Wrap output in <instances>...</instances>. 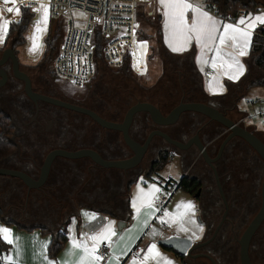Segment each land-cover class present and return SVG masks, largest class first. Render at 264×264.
<instances>
[{
    "label": "flooded vegetation",
    "instance_id": "flooded-vegetation-1",
    "mask_svg": "<svg viewBox=\"0 0 264 264\" xmlns=\"http://www.w3.org/2000/svg\"><path fill=\"white\" fill-rule=\"evenodd\" d=\"M6 49L14 51L11 46ZM6 49L0 52V59ZM15 54L18 57L17 53ZM20 68L22 70L21 65ZM2 69L8 73V80L0 87V99L7 100L17 92L18 84L22 82L13 77L10 60L2 66ZM39 83L42 84V82ZM91 86L93 85H89V87ZM89 87L86 88L83 95L64 98L50 91L41 90L44 88L33 89L39 94L89 110L102 119L117 124H121L128 110L137 104L128 107L127 111L126 109H123V111L115 109L114 106L107 104V97L96 93L99 91L97 84H95L96 89L93 91ZM14 99L18 101L14 103L10 115L16 124L14 139L18 144V151L5 162H1L0 168L21 171L37 181L41 176V168L47 156L54 150L68 152L92 150L107 161L128 160L134 157V152L126 145L121 132L102 128L84 113L45 102L36 105L26 95L21 100L17 96ZM181 102L188 103L192 101L190 98L186 99V93L184 92ZM195 122L194 114L185 113L177 124L162 128L155 126L148 114L138 113L133 118L129 134L140 145H143L149 135L158 129L181 143H187L196 133H199L202 141V135L204 134H201L203 131L201 128L214 123L210 122L208 118L202 117L200 123L202 127L198 129L199 125ZM225 134L227 133L225 132ZM225 134L215 136L214 129L208 134L209 143L204 144L202 141L207 146L208 152L211 145L217 143ZM203 138L205 140V135ZM162 142L166 144V147H163ZM165 151L171 152V158L177 153L186 157V161L199 154L195 146L187 151H181L162 138L155 137L150 142L142 162L128 170L105 169L98 166L90 158L76 160L56 158L51 166L46 183L40 188L29 189L19 179L0 177V199L4 205L7 203V206H10L9 218L13 221L18 222L16 219L22 218V222L30 219L40 224L41 222L37 221L42 220V218H49V216L57 218L62 215L60 228L79 210H96L115 214L121 211L123 203L125 204L123 201L127 199L131 186L151 171L153 163ZM211 151L213 152V150ZM199 159L203 161L200 154ZM261 162L257 153L240 138L232 139L226 146L222 157L215 165L229 203V212L216 239L196 253L211 256L217 264H232L235 262L234 246L232 247L230 244L232 241H238L237 231L244 223L245 212L248 210L251 212L256 206V190L260 185V174H262ZM203 164L207 169L204 175L198 174L197 168H192L193 171L188 173L187 176L201 180L203 183V187L200 189L201 196L206 190L213 192L212 186H209V184H212L215 186L216 194L220 197L215 180L210 181L207 177L213 173L212 170L204 161ZM207 180L209 181L207 182ZM115 196H120L124 200L116 204H110L109 200ZM213 196L215 197V194ZM27 210L28 212H26ZM224 211L225 208L220 216L219 223L222 220ZM206 225L209 228V221ZM250 256L254 263L264 264V223L252 240Z\"/></svg>",
    "mask_w": 264,
    "mask_h": 264
},
{
    "label": "trees",
    "instance_id": "trees-1",
    "mask_svg": "<svg viewBox=\"0 0 264 264\" xmlns=\"http://www.w3.org/2000/svg\"><path fill=\"white\" fill-rule=\"evenodd\" d=\"M203 4L206 6V8H208L211 11H213L212 7L216 5L217 8L213 12L217 16L225 20L235 22L242 13L255 12L257 9L264 6V0H248L246 3L243 2L242 0H204ZM32 18H33V14L25 11L23 12L19 23L10 24L8 35L6 38V44H9L14 49L15 53L18 52L17 47L25 43V32ZM146 22L151 27H153L156 32L155 37L153 36L150 37V39L154 40V54L156 56H159V58H164L163 59L164 62L172 60L173 63H171V66L176 65L177 67L182 69L185 73H187L186 71L187 68H190V71L193 73V77L191 80V82H193V86L190 87L189 91L187 90V86L186 85L184 86L182 83L183 78L185 79L187 75L181 73L182 71L177 73V75L179 74V81H180L178 92L181 93V96L177 103H175V98L177 97V95L174 93L168 100L160 103L154 102V105L158 107L164 115H167L176 106L180 104L183 93L185 92L186 99L190 98L192 102L206 103L209 105H213L214 107H217L221 111H226L227 116L231 120H233L236 123H239L241 126L246 127L243 121L242 122L240 121L242 118H244L245 113L239 110L238 103L242 98L246 96L248 91L251 90L252 88L264 87V80L254 79L250 81L249 79L247 80L246 77L241 82V84L247 82L246 85H242L244 86L243 89L239 87L230 88L228 90V93L222 97H210L204 91L202 75L198 72L195 66L194 55L192 53H188L185 55L176 56L168 52V50L164 47L162 41L161 19L159 17H156L155 19L147 18ZM63 24H64L63 18L50 19L47 36L45 38V44H46L45 52L41 61H39V63L36 65H29L28 68L30 71L22 69L30 76L33 83V88H35L36 90L37 89L39 90V88H44L43 84H48L45 79L46 77H50L52 81H53L52 78L57 77L53 66L57 56L60 53V48L65 35V27ZM143 35H142V39L147 40L148 38H145ZM105 43L106 40L101 35V32L96 31L94 37V65H95L94 76L92 80L83 87V89L89 87V85H92L93 80L100 72H104L106 70L108 71L109 69L112 70V68L107 66L104 60L103 46ZM249 56L253 60L254 66L264 75V25L257 27V29L255 30V33L252 37ZM125 65L127 66L126 73H125ZM113 70H116L125 76L144 75V74L142 75L137 74L133 71L128 57H126L124 67ZM39 82H42V84H40ZM36 85H39V87H37ZM90 88L93 91V86L89 87V89ZM116 96L118 98L123 97V100L122 98H120V102H119L120 105L119 109L120 110L122 109L121 111H123V109H126L127 111L129 109L128 107L138 102L148 101L143 99L141 96H137L136 94L129 92L126 94H119ZM194 115L196 119L195 124L199 125L198 129H200L202 127L200 126V123L202 122L203 116L199 114H194ZM213 123L214 124L201 128L203 130V131L201 130L202 131L201 134L205 135V140L203 138L204 135H202V139H203L202 141L204 142V144L209 143L210 139L208 137V134H210L213 129L215 130V136H219L223 133L225 134V132L229 134L227 129L223 127L221 124L216 122ZM248 129L252 130L251 128ZM15 134H16V124L13 120V117L10 115V112L4 110L0 104V163L5 162L9 158H11L14 154L17 153L18 144L14 139ZM227 134H225L220 139L219 143L217 142L211 145L209 151L211 156L215 157L219 149V146L221 145ZM258 136L264 142L263 136L261 135ZM211 150H213V152ZM170 153H171L170 151H165L159 155L158 159L153 163L151 171L145 176L148 181H152L156 176H159V172L162 171L171 160ZM202 187H203V183L201 182V180L186 175L180 181L178 190H181L187 193L188 195L194 197ZM0 202H2L1 199ZM123 202H125V204L123 203V207L120 212L129 208L128 198ZM108 214H112V213H108ZM0 215L2 220H6L3 213H0ZM71 218L72 217H70L68 220L70 221ZM9 222L12 221L9 220ZM66 225L67 222H65L64 225L59 230H57L53 235V239L50 245L48 246V256L50 258H56V256L62 251L66 242L68 241V236L65 228ZM28 229H33V227H28ZM43 233L49 234L51 233V231L45 227L43 228ZM9 246H10L9 244L0 241V254L8 251ZM171 251L174 252L178 258L181 259L183 264H189L188 257L180 256L175 251L173 250Z\"/></svg>",
    "mask_w": 264,
    "mask_h": 264
},
{
    "label": "crops",
    "instance_id": "crops-1",
    "mask_svg": "<svg viewBox=\"0 0 264 264\" xmlns=\"http://www.w3.org/2000/svg\"><path fill=\"white\" fill-rule=\"evenodd\" d=\"M203 1L204 0H188V2L191 3L193 6H197V5L201 6V9L203 11H207L209 15H211L213 18L217 19L221 23H236L238 19L242 16L245 18H248L249 15L254 17L257 14H264V6H262L259 9H257L255 12L242 13L235 22H231V21L225 20L217 16L213 11L206 8V6L203 4ZM242 1L245 2L246 0H242ZM151 8L155 12L154 19L156 17H159L161 19L162 41H163L164 47L168 50V52L176 56L185 55L188 53H192L194 55L195 66L198 72L202 75L203 88H204L205 93L208 96L222 97L228 93V90L230 88L239 87L243 89L244 86L242 85H246L247 82H244L243 84H241V82L246 77H247V80L249 79L250 81L254 80L253 76L257 77L258 75H259L258 77L263 76V79H264V75L254 66L253 60L249 56L250 49L246 56L240 57V61L244 65L245 71L243 75H241L238 79L236 80L229 79L228 76L224 74V70H222L219 66L216 69H214L215 70L214 76L211 78H208L207 71L208 69H213L211 67V59L215 55V52L205 50L202 53L201 49L197 46L195 39L192 40V42L188 45L187 49L180 51V52H173L169 48L168 43L166 42L164 17L162 15L163 9L161 8L159 4V0H156L155 4L152 5ZM192 15L193 13L191 10H189L185 14L186 20L189 24L191 23ZM9 18L10 17H8L7 19ZM259 26L261 25H257V27ZM257 27L253 30V35ZM150 28H153V27H150ZM34 29L35 27H32L29 31V47H30V37L32 36L34 32ZM222 30L223 29L221 28L220 31ZM150 37H152L151 34H150ZM152 40L153 39H150L149 41H146V44H144L145 47L143 49L146 53H147V50L149 52L152 46V43H151ZM41 49L42 47L40 48V50L33 52V54L29 52V54L25 55L26 58L31 57L30 59L32 60L31 61L32 64H37L33 61L35 60L34 58H36L39 55ZM223 50L225 52L232 51L230 46L225 47ZM201 56L207 59L208 61L207 64L201 61L200 59ZM217 81H218V84H217ZM247 95L248 96H246L245 98V104H246L247 109L240 107L241 103L240 102L238 103L239 110L245 113L244 118H242L240 121L241 122L243 121L246 127L253 129V131L256 134H259L264 137V127L258 126L257 123L256 124L254 123L255 120H253L255 118L253 116H256L257 118H260L261 122L264 123V120L262 119V116L264 115V87L252 88L251 90L248 91ZM254 100H260L261 104H258L254 108H252L247 104V102L254 101ZM246 110H248V112H246ZM180 157L182 158V164H183V174L181 177H183L184 175H187L188 173H191L193 171L192 166L194 162L197 163L199 162L200 159H199V154H196L193 158L189 159L190 162L193 160V162L190 164L189 161H186L185 159L186 157H183V156H180ZM198 166L199 167H197V171H198L197 173L200 175H204L205 170H207L205 165H203L204 167H202L201 165H198ZM197 173L195 172V174ZM150 185H154L155 187H157L156 184L152 183L151 181H148L146 177L140 178L138 181H136L131 186L130 192L127 196L128 204H129L128 209H125L122 212L119 211L118 213H115V214L103 213L101 211H96V210L92 211L90 214L86 215L87 217L85 218L84 224L79 223L78 225H75L76 228H75V231L73 230L72 235H74L77 239H80L82 235L81 228L92 220L93 214H95L96 216L98 213H103L108 217V222L109 221L113 222L116 228V236L113 237V247L110 250V256L113 253H115L116 256L121 258L120 264H130V261L132 260L134 256L133 251L137 247L138 244L146 245L145 250L142 252L140 256L142 258L143 253L146 252L147 248L153 243L156 244L159 253L163 257H166L169 260H171L173 264H183L181 259L178 258L174 252L158 245V241L161 239H167L170 237H180V238L189 239V237H191L193 233H195L200 238L192 240V242L199 243V242L205 241L206 239L210 237L211 234H210L209 228L206 225L202 224V222H199V224H195L194 219L196 216L199 215V209H198L196 198L188 195L187 193L181 190L177 191L174 197L167 204V206L165 207V212L171 215V214L176 213L178 210L183 211L184 209L182 207L178 209V205L191 202L195 206V213L193 216L190 217V222L188 218H186L188 223L186 224L185 222L184 227L187 229V231L186 232L180 231L178 229V226L176 225L173 227L175 231L174 233L165 234L159 228L154 227V224L157 223L156 212L153 215H151V217H149L148 213L150 210L142 209L140 213H136L132 207V200L137 195L138 187L144 188L145 190H147ZM114 198L113 199L115 200V202L116 200L118 202L123 200L120 196H115ZM0 203L2 204V202ZM0 209H1L0 213H3L6 219L5 222H6L7 228H10L12 230V233L16 237L19 238L18 242L15 245L9 246L8 251L0 254L1 261L3 262V264H5V261L3 259L4 256L7 255L13 258H17V251H19V256H18L19 264H44L43 256L41 255L44 251V243L49 242V241L51 243L54 233L60 229L59 224L61 222L62 215H59L57 218H55L54 216L52 217L49 216V218L45 217L44 219L42 218V220L37 221V222H41L40 224H37L35 221L32 222V220L29 219V224H28L25 221L22 222V218L21 219L17 218L16 220L18 222L11 220L10 218L6 217V213H5L6 211L4 207H0ZM164 218L168 219V217H164ZM9 220H11L12 222H9ZM146 220H147V227H142ZM71 221L72 220L70 221L67 220L66 221L67 225L65 226L67 236H68V241L66 242L62 251L56 256V258H50L48 256V246L50 245V243L47 244V258L49 260H52L55 262H61L65 260L66 250H68L70 247V242H69L70 234H69L68 229L71 228L73 225ZM120 222L122 223L119 227ZM199 226L203 227L202 233L199 231ZM28 227H33V229H28ZM45 227L49 229L51 233L49 234L43 233V228ZM153 230H155V234H153ZM121 237L123 239H121ZM34 238H38V239H34ZM77 255H79V253H77ZM106 264H108V262ZM189 264H195L194 262H192V258H189Z\"/></svg>",
    "mask_w": 264,
    "mask_h": 264
},
{
    "label": "snow or ice",
    "instance_id": "snow-or-ice-1",
    "mask_svg": "<svg viewBox=\"0 0 264 264\" xmlns=\"http://www.w3.org/2000/svg\"><path fill=\"white\" fill-rule=\"evenodd\" d=\"M16 4V0H3L4 5ZM159 4L163 9L162 15L164 17V28L166 42L173 52H180L187 49L188 45L195 39L197 46L203 53L205 50L214 51L215 55L211 59V67L216 69L218 66L224 70V74L229 79L236 80L245 71L244 65L240 61V57L246 56L251 46L253 30L257 25H264V14H257L254 17L249 15L248 18L240 17L236 23H221L213 18L207 11H203L201 6H193L188 0H159ZM192 11V20L189 24L186 20V12ZM7 13L15 12L20 15L18 7H6L3 9ZM33 11L38 12L39 16L35 20V29L30 37V53L40 50L42 47V35L47 31V25L50 19V9L48 4L40 3L38 8ZM79 19H86L83 13L74 14ZM99 22V21H98ZM12 23L9 19L0 16V43L3 42L5 36L9 31V26ZM16 23H19L17 21ZM243 26V27H242ZM76 27H81L77 24ZM138 27V25L133 26ZM223 29L220 31V29ZM231 47L232 51L225 52V47ZM145 45L141 43L143 49ZM205 64L207 59L200 57ZM218 84V81H217ZM159 189L154 185H150L147 190L138 187L137 195L132 200V207L136 213H140L142 209L150 210L148 215L151 217L158 211L155 202L159 199ZM183 208V211H177L174 214L164 213L168 219L161 218V223L168 224L171 227L173 224L178 226L180 231H187L184 227L186 218L190 222V217L195 213V206L188 202L186 204L178 205V209ZM95 214L92 219L94 220ZM142 227H147V220ZM69 242L70 247L66 250V258L61 262H55L47 258V244L44 243L43 256L44 264H101L105 260L103 253L99 252L101 244L106 247H113V237L116 236V228L114 223L109 221L102 225L98 231L92 234H82L80 239H77L73 233V229L69 228ZM199 231L203 232V227L199 226ZM155 234V230H153ZM200 237L193 233L189 237V241L199 239ZM38 239V238H34ZM121 239H123L121 237ZM19 238L16 237L10 228L0 226V241L9 245H15ZM90 242V243H89ZM130 251V249H129ZM79 253V255H77ZM126 254V253H125ZM19 251H17V258L11 256H4L5 264H19ZM120 257L113 253L108 258V264H120ZM130 264H173L171 260L163 257L155 243L151 244L147 251L143 253L142 258L140 253H136Z\"/></svg>",
    "mask_w": 264,
    "mask_h": 264
},
{
    "label": "built area",
    "instance_id": "built-area-1",
    "mask_svg": "<svg viewBox=\"0 0 264 264\" xmlns=\"http://www.w3.org/2000/svg\"><path fill=\"white\" fill-rule=\"evenodd\" d=\"M155 2L156 0H16L15 5L11 3L4 5L3 0H0V16L6 19L10 17V21L17 22L23 12L27 11L33 14V21H35L39 13L33 9L38 8L40 3L48 4L50 19H65V35L60 53L54 63L55 73L58 78L69 81L77 88H83L94 76L96 31H100L106 40L103 46V56L108 67L120 69L124 67L126 57H128L135 73L140 75L145 73L148 53L141 48V43L146 44L147 41L142 39V17L154 19L155 12L151 6ZM6 7H18L20 15L3 11ZM216 8L214 5L212 10L215 11ZM79 13H83L86 19H77L74 14ZM77 24L81 27H76ZM134 25L138 27L134 28ZM214 74V69H208V78L213 77ZM247 104L254 108L261 104V101H248ZM262 119L264 120V115ZM151 182L156 184L160 190L159 199L155 204L162 213L179 191L180 180L173 177L163 178L159 175ZM95 217L81 228L82 234H92L108 223V217L103 213H98ZM163 229L168 232L172 230L168 225H163ZM145 248L146 245L138 244L133 254L140 253L141 256ZM110 250L111 248L101 244L99 252L105 256L101 264L108 262ZM0 264H3L1 256Z\"/></svg>",
    "mask_w": 264,
    "mask_h": 264
},
{
    "label": "water",
    "instance_id": "water-1",
    "mask_svg": "<svg viewBox=\"0 0 264 264\" xmlns=\"http://www.w3.org/2000/svg\"><path fill=\"white\" fill-rule=\"evenodd\" d=\"M9 60L12 63L11 72L13 77L24 84V94L34 104L37 105L40 102H45L75 112L84 113L88 115L90 118H92V120L95 121L97 124H99L102 128L121 132L123 134L126 145L134 152V157L128 160L107 161L104 160L98 153L92 150H82L78 152L54 150L47 156L44 165L41 168V176L39 180L36 181L21 171H16L7 168H0L1 177L4 176V177L16 178L21 180L26 186H28L29 189H37L46 183L50 173L51 166L56 158H64L69 160L90 158L98 166L105 169L128 170L138 166L142 162L150 142L155 137L162 138L165 142L176 147L181 151H187L192 146H195L200 156L202 157L203 161L210 167V169L213 172L215 184L219 191V195L221 197V200L225 208L224 214L222 216V220L216 227L211 237H209L205 241L199 243H193L192 241L190 242L189 239L180 238V237H170L167 239L159 240L158 245L162 246L165 249L173 250L180 256H186L192 259L207 258L209 261H211L212 264H217L216 261L211 256L207 254L196 253L202 250L203 248H205L206 246H208L209 244H211L216 239L222 225L226 221V216L229 212V203L224 194L221 178L215 164L222 157L226 146L234 138H240L244 140L257 153L259 158L264 163V142L254 131H251L247 127L241 126L239 123H236L233 120H231L227 116L226 111H221L217 107H214L209 104L197 103V102H188V103L181 102L167 115H164L161 112V110L152 103L139 102L128 110L125 119L121 124L112 123L102 119L96 113H93L89 110L35 92L33 89V84L30 76L21 70L20 60L12 49H6L3 52L0 59V87H2L8 80V73L4 69H2V66L6 64L7 61ZM126 70L127 67H125V73ZM138 113L148 114L154 125L162 128L177 124L185 113L199 114L202 115L203 117L208 118L210 122H216L221 124L223 127L227 129V131H229V135L221 143L218 154L215 158H212L210 156L207 150V146L204 145L203 142L201 141L199 133H196L191 139L188 140L187 143H181L179 141L172 139L165 132L158 129L149 135L147 141L143 145H140L137 142H135L130 137L129 134V129L132 124L133 118ZM183 177H181V180ZM194 197L196 199L200 198L201 190H199ZM121 223L122 222L119 223V227ZM263 223H264V177L261 188V206L257 214L250 221V223L248 224V226L246 227V229L244 230V232L237 241L239 245L240 264H256L251 259L250 248L254 236L256 235V233L258 232V230L260 229Z\"/></svg>",
    "mask_w": 264,
    "mask_h": 264
},
{
    "label": "rangeland",
    "instance_id": "rangeland-1",
    "mask_svg": "<svg viewBox=\"0 0 264 264\" xmlns=\"http://www.w3.org/2000/svg\"><path fill=\"white\" fill-rule=\"evenodd\" d=\"M248 0L245 1V3ZM244 2V1H243ZM22 17V15H21ZM21 17L19 18V21L21 19ZM75 17L77 18V15H75ZM34 18V16H33ZM33 18L25 32V43L21 46H18V58L20 60V65L22 67L23 70H29L28 66L29 65H36V64H32V60L30 58H26V54H29L28 51V47H29V30L32 27H35V21H33ZM79 19V18H77ZM147 18L145 16L142 17V33L144 34L143 36L145 38H148L147 40L149 41V37L150 34L155 37V31L154 28H150L151 26L146 22ZM64 22V27H65V19L63 20ZM12 23H16V22H12ZM10 27V26H9ZM47 31H48V25H47ZM47 31L42 35V39H41V43H42V49L39 53V55L34 58L35 60L33 62L35 63H39V59H42L44 52H45V38L47 36ZM153 33V34H152ZM8 35V33H7ZM7 35L5 36V40H3L2 43H0V52L3 49H6L7 47H9V44H6V38ZM152 46L148 52L147 50V61H146V71L144 73V75L142 76H135V75H130V76H125L123 74H121L120 72L116 71V70H106L104 72H100L96 78L93 80L92 85H93V90H95V84H97L98 87V95L100 96H105L107 97V104L108 105H112L114 106L115 109H119L120 105V98L123 97H117L116 95L119 94H126V93H134L137 96H141L143 99L148 100L147 102H152V104L155 103H160V102H164L166 100H168L172 94H176L177 97L175 98V103H177L179 101V98L181 96V93L178 92L179 90V85H180V81H179V74L177 75V73L181 72L187 75V77L184 79L183 78V85L187 86V90H190V87L193 86V82H191L192 77H193V73L190 71V68H187V73H185L182 69H180L179 67H177L176 65L171 66V63H173L172 60H169L167 62H164V58H159V56H156L154 54V40L151 41ZM33 54V53H31ZM54 68V66H53ZM189 73V74H188ZM259 76V75H258ZM256 77L253 76V79L256 80H264L263 76L260 77ZM46 82L48 84H43L44 85V89L41 90H46V91H50L54 94H58L61 97H72V96H80L85 94L86 92V88H77L75 87L73 84H71L69 81L65 80V79H61L58 77H54L52 78L53 81L51 80L50 77H46ZM37 87H39V85H36ZM48 88V89H47ZM92 91V90H91ZM15 96H17L20 100L25 98V94H24V86L23 83H19L18 84V90L17 92L14 93L13 96L9 97V95L7 96V100L4 99H0V104L2 106V108L4 110H6L7 112L11 113V110L14 107V103L17 102L18 100L14 99ZM246 96H248L246 94ZM242 98L239 102L240 107L242 108H246V104H245V98ZM14 97V98H13ZM122 110V109H121ZM246 112H248V110H246ZM253 120L254 123L258 126L264 127V123L260 121V118H257L256 116ZM248 128V127H247ZM253 131V129L251 130ZM195 133V132H194ZM193 134V133H192ZM259 135V134H258ZM264 138V137H263ZM220 141V140H219ZM218 141V143H219ZM164 142H162L163 147H166V144H163ZM169 147V146H168ZM190 162V161H189ZM193 162V160L190 162V164ZM262 163V164H261ZM261 168H262V174L261 175V181H260V185L256 190L257 193V197H256V206L255 208L250 212L249 210L247 212H245L246 216H244L243 220L244 223L241 225L240 229L237 231V238L239 239L240 236L242 235V233L244 232V230L246 229V227L248 226V224L250 223V221L253 219V217L257 214L260 206H261V184L263 181V176H264V164L263 162H261ZM198 165H201L202 167H204L203 165V161L199 160V162H194L192 168H197L199 167ZM207 170H205L206 172ZM183 174V164H182V158L180 157V155H178L177 153L175 154V156H173L171 158V160L169 161V163L166 165V167L159 172V175L163 178L165 177H173L176 180H180L181 181V176ZM209 177V180H214L213 177V173ZM207 180V182L209 181ZM214 183V182H213ZM209 186H212V191L211 190H206V192H204L201 196L200 199H196L197 204H198V209H199V215L195 217L194 222L195 224H199V222H202V224L206 225L207 221H209V231L210 234L212 235L213 232L215 231L218 223H219V219L221 214L223 213L224 210V206L222 204V201L220 199V197L218 196V194H216V190H215V186L212 184H209ZM213 194H215V197L213 196ZM212 198V200H211ZM116 199V198H114ZM114 199H110L109 203L111 204H116L118 203V201ZM124 200V199H123ZM6 203V202H5ZM247 205V204H246ZM0 207H4L5 209V213H6V217H10L9 215V210H10V206H7L0 203ZM157 207V206H156ZM8 208V209H7ZM158 209V208H157ZM28 212V210L26 211ZM30 212V210H29ZM92 211L91 210H79V212L77 214H74L73 217L71 218V222H72V227L73 230L75 231V225L80 224H84L85 222V218L87 217V214H90ZM160 210L158 209V211H156V218H157V223L154 224V227L159 228L163 233L165 234H171L174 233V226H176V224H173L171 226V228L173 230L171 231H164L163 229V225H168V224H164L161 223V218H164V213H165V208L162 211V213L160 214ZM4 213V214H5ZM209 218H208V217ZM208 219V220H207ZM29 224V221H26ZM33 222V221H32ZM188 223V221L186 220V224ZM0 226H6V222L5 220L1 219V215H0ZM207 226V225H206ZM210 235V237H211ZM256 245V244H255ZM230 246H234V255H235V262L232 264H240L239 262V245L237 243V241H232V243L230 244ZM192 262H194L195 264H212L211 261L207 260V258H196V259H192Z\"/></svg>",
    "mask_w": 264,
    "mask_h": 264
}]
</instances>
